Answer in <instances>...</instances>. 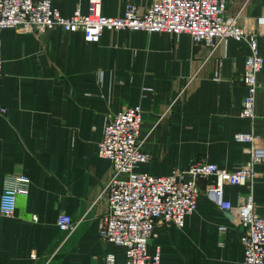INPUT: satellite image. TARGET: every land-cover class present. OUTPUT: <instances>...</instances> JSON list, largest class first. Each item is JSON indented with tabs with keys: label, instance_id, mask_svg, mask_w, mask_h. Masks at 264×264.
Instances as JSON below:
<instances>
[{
	"label": "crops",
	"instance_id": "0c3cea01",
	"mask_svg": "<svg viewBox=\"0 0 264 264\" xmlns=\"http://www.w3.org/2000/svg\"><path fill=\"white\" fill-rule=\"evenodd\" d=\"M90 0H53L69 16ZM152 0H102V14L117 17L133 4L144 11ZM241 13L254 29L264 0H229L227 14ZM3 71L0 105V194L7 175H26L29 196H18L15 218L0 215V264H107L124 262L123 251L100 239L108 202L101 194L111 180L110 161L96 146L105 124L125 109L144 113L142 137L150 160L136 171L167 177L194 162L235 171L247 159L240 133L254 130L264 142V70L258 76L254 124L241 117L249 47L229 40L216 50L187 35L106 31L98 44L60 27L37 36L1 34ZM264 58V38L260 40ZM254 192L264 217V164ZM206 180L199 181L204 192ZM244 188L225 187L235 201ZM61 214L79 222L71 236L59 231ZM232 216L204 195L185 226L159 223L150 254L162 264H242L241 232ZM227 226L223 233L219 227Z\"/></svg>",
	"mask_w": 264,
	"mask_h": 264
},
{
	"label": "built area",
	"instance_id": "2783aa9c",
	"mask_svg": "<svg viewBox=\"0 0 264 264\" xmlns=\"http://www.w3.org/2000/svg\"><path fill=\"white\" fill-rule=\"evenodd\" d=\"M229 0H152L140 11L129 4L123 15L106 17L102 14V0H90L87 11L80 6L64 16L53 0H0V76L3 71V42L1 34L7 30L43 35L60 27L67 32H81L89 44H98L106 31L146 32L187 35L195 45L216 50L229 40L249 47L251 55L245 66L241 117L254 124L258 76L264 70L260 40L264 38V16L249 28L241 13L227 14ZM8 114L0 105V116ZM144 113L140 107L125 109L108 121L102 139L97 144L98 158L110 161L111 180L101 197L108 202V212L101 220L100 239L121 249L124 262L108 255L107 264H162L158 251L149 252L156 238L159 223L183 228L187 217L198 211V200L204 195L220 210L232 216V225L241 232L242 264H264V217L257 212L254 192L258 179L257 167L264 164V142L254 133H240L236 142L246 143L247 159L235 171L207 162H194L184 171L167 177H154L136 171L150 160L142 137ZM206 180L204 192L199 181ZM33 183L26 175H7L0 194V215L15 218L18 196H29ZM244 188L235 201L225 195V187ZM79 227L72 217L61 214L59 231L71 236ZM226 233L227 226L219 227Z\"/></svg>",
	"mask_w": 264,
	"mask_h": 264
}]
</instances>
